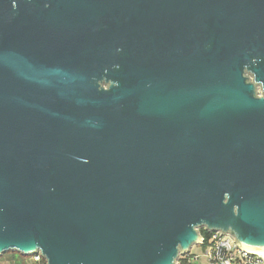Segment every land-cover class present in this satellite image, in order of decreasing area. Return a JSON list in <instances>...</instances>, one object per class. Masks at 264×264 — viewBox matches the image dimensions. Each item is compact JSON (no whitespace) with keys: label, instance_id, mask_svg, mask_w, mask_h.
Returning a JSON list of instances; mask_svg holds the SVG:
<instances>
[{"label":"water","instance_id":"95a60500","mask_svg":"<svg viewBox=\"0 0 264 264\" xmlns=\"http://www.w3.org/2000/svg\"><path fill=\"white\" fill-rule=\"evenodd\" d=\"M201 228L264 247V0H0V256L177 264Z\"/></svg>","mask_w":264,"mask_h":264},{"label":"built area","instance_id":"2783aa9c","mask_svg":"<svg viewBox=\"0 0 264 264\" xmlns=\"http://www.w3.org/2000/svg\"><path fill=\"white\" fill-rule=\"evenodd\" d=\"M209 245L205 247V256L209 264H264V254L251 252L240 246L230 234L223 232L211 233ZM200 238H202L200 236ZM204 238L200 241V246H204ZM191 252L182 257L187 258L184 264H193L196 257L190 258ZM34 261L40 262L46 260L40 255L32 257ZM177 264H180L177 261ZM183 264V263H182Z\"/></svg>","mask_w":264,"mask_h":264},{"label":"trees","instance_id":"16d2710c","mask_svg":"<svg viewBox=\"0 0 264 264\" xmlns=\"http://www.w3.org/2000/svg\"><path fill=\"white\" fill-rule=\"evenodd\" d=\"M200 236L204 238L205 244L204 248L209 245V238L211 236L210 232H208L206 229L201 228L199 230ZM190 258L195 257L192 254L189 256ZM187 258L180 256L178 262L180 264H184ZM0 264H46L44 261L36 262L33 260V258L24 256L17 252H9L2 256H0Z\"/></svg>","mask_w":264,"mask_h":264},{"label":"rangeland","instance_id":"374dc122","mask_svg":"<svg viewBox=\"0 0 264 264\" xmlns=\"http://www.w3.org/2000/svg\"><path fill=\"white\" fill-rule=\"evenodd\" d=\"M248 77L252 79L251 76ZM191 254L197 258L193 264H209L208 258L205 256V248L203 246L195 245L191 249Z\"/></svg>","mask_w":264,"mask_h":264},{"label":"bare ground","instance_id":"6f19581e","mask_svg":"<svg viewBox=\"0 0 264 264\" xmlns=\"http://www.w3.org/2000/svg\"><path fill=\"white\" fill-rule=\"evenodd\" d=\"M244 248L251 251V252H254V253H257V254H264V247L262 248H255L254 246H247V245H244Z\"/></svg>","mask_w":264,"mask_h":264}]
</instances>
